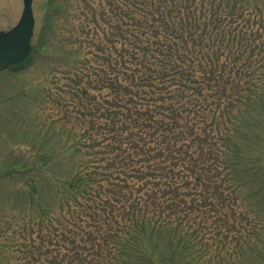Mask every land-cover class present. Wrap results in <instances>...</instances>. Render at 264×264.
<instances>
[{"label":"trees","instance_id":"obj_1","mask_svg":"<svg viewBox=\"0 0 264 264\" xmlns=\"http://www.w3.org/2000/svg\"><path fill=\"white\" fill-rule=\"evenodd\" d=\"M49 2L50 14L70 22L62 40L75 49L59 60L62 102L76 113L67 152L76 155L65 157L80 161L59 181L58 212L44 205L46 226L32 225L25 248L40 253L20 261L177 264L189 255L204 262L209 240L237 230L227 212L241 201L247 175L264 184L260 155L239 145L247 116L264 110V6ZM243 222L239 229H247ZM242 235L231 239L235 250Z\"/></svg>","mask_w":264,"mask_h":264},{"label":"rangeland","instance_id":"obj_2","mask_svg":"<svg viewBox=\"0 0 264 264\" xmlns=\"http://www.w3.org/2000/svg\"><path fill=\"white\" fill-rule=\"evenodd\" d=\"M49 1L33 0L35 25L30 56L19 66L0 69V262L4 264H22V255L40 253V246L28 254L30 248H25L32 225L38 223L35 228L39 229L46 226L44 205L59 208V181L80 161V156L65 157L76 155L73 149L67 152L70 140L66 133L67 129L75 131L76 113L62 102L66 99L62 93L65 65L59 60L62 50L75 49L62 40L68 35L70 22L50 14ZM56 1L72 9V4L80 0ZM252 1L264 6V0ZM22 9V0H0V31L15 26ZM50 22L54 26L48 30ZM247 120L250 127L240 129L245 139L239 140V145L247 155H260L264 174V110L253 111ZM247 177L244 188H239L241 201L227 212L231 215L228 222L237 223V230H220V239L207 242L202 252L205 261L199 264H264V184L258 177ZM242 218L247 229L238 227ZM224 233L228 239H222ZM236 233L244 236L241 250H235L236 244L231 242ZM193 260L194 256L179 257L177 264H192Z\"/></svg>","mask_w":264,"mask_h":264},{"label":"water","instance_id":"obj_3","mask_svg":"<svg viewBox=\"0 0 264 264\" xmlns=\"http://www.w3.org/2000/svg\"><path fill=\"white\" fill-rule=\"evenodd\" d=\"M23 10L18 23L8 31H0V68L18 64L31 53L35 19L33 0H22Z\"/></svg>","mask_w":264,"mask_h":264},{"label":"flooded vegetation","instance_id":"obj_4","mask_svg":"<svg viewBox=\"0 0 264 264\" xmlns=\"http://www.w3.org/2000/svg\"><path fill=\"white\" fill-rule=\"evenodd\" d=\"M20 64H21V63H20ZM20 64H16V65H14V67L19 66Z\"/></svg>","mask_w":264,"mask_h":264}]
</instances>
